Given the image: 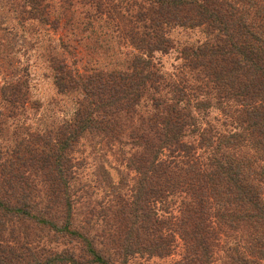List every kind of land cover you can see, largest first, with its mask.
I'll use <instances>...</instances> for the list:
<instances>
[{
    "label": "trees",
    "instance_id": "trees-1",
    "mask_svg": "<svg viewBox=\"0 0 264 264\" xmlns=\"http://www.w3.org/2000/svg\"><path fill=\"white\" fill-rule=\"evenodd\" d=\"M25 4L72 26V45L119 52L107 46L113 67L50 55L75 108L43 127L27 124L28 78L3 83L0 264H264V0ZM178 28L203 39L178 43ZM172 50L163 71L157 54Z\"/></svg>",
    "mask_w": 264,
    "mask_h": 264
},
{
    "label": "rangeland",
    "instance_id": "rangeland-1",
    "mask_svg": "<svg viewBox=\"0 0 264 264\" xmlns=\"http://www.w3.org/2000/svg\"><path fill=\"white\" fill-rule=\"evenodd\" d=\"M18 1L0 0V112L4 111L7 105H9L7 101L2 99L1 87L3 83L7 79H15V77L24 74V77L28 78L31 102H39V106L30 103V107L26 108L25 115L28 116L27 124L43 127L54 119L62 120L69 117L75 108L74 101L70 97L62 96L58 93L48 57L63 53L69 61L74 63L76 61V65L80 67L85 64L93 66L95 60L100 66L113 67V63H115L117 57L112 55L113 52L105 51L108 45L112 46L116 50L115 52H119V49L116 45L114 46V42L106 39L102 42L101 47H97L96 52L91 48L85 47L84 41L73 42L76 43L73 46L72 42L70 43V40L65 36V34L73 30L72 26H67L66 28L65 26H61L59 29L54 30L50 25L42 23L38 19L29 18V5L15 6V3ZM21 17L25 18V27L34 26L37 30L34 32H30V30L24 31V28L20 24ZM4 26H6V29H3ZM96 28L98 29V27ZM97 29L96 31H100ZM89 32L83 31L77 38L90 36ZM173 37L178 43L197 42L203 39V34L199 30L188 31L178 28L173 33ZM63 41H68L67 44L70 43L68 49L61 46ZM6 43L12 45L14 50L15 63L13 65L9 63V57L12 58L13 56L11 54L8 55V52L3 48H6ZM156 61L163 71L173 72L180 62L179 53L177 50H172L167 54H157ZM1 119L2 116L0 114ZM112 174L115 180H118L117 170L112 169ZM178 257L179 255L175 254L168 258H143L137 259L131 264H166Z\"/></svg>",
    "mask_w": 264,
    "mask_h": 264
}]
</instances>
